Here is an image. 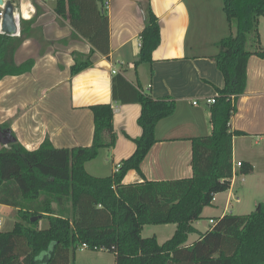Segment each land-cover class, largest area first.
<instances>
[{
	"label": "trees",
	"instance_id": "1",
	"mask_svg": "<svg viewBox=\"0 0 264 264\" xmlns=\"http://www.w3.org/2000/svg\"><path fill=\"white\" fill-rule=\"evenodd\" d=\"M96 1H55L57 14L67 16L93 47L87 54L76 53L71 74L90 66L95 50L109 54L107 15L96 7ZM222 3L235 31L216 42L218 52L213 59L224 86L216 87L217 96L209 108L211 132L191 138V176L123 183L128 170L142 174L140 164L156 141V124L174 113L176 101L171 96L153 98L116 73L112 99L141 105L137 118L141 134L132 139L135 148L131 155L110 175L95 176L85 169L100 148L115 144L110 103L90 106L94 127L89 146L55 147L45 138L33 150L16 139L0 148V204L15 209L17 215L11 229L0 231V264H75V253L83 246L113 253L114 264H264V200L247 214L215 217L209 228L187 243L188 235L196 231L192 222L201 219L203 208L212 204L215 194L231 185L232 138L245 133L232 130L229 121L237 110L238 96L245 91L249 56L264 59L258 32L264 0ZM23 30L16 40L22 39ZM249 34L253 50L247 48ZM10 38L0 33V79L28 72L33 66L31 59L20 64L13 61L16 45L9 43ZM140 42L135 64L152 62L160 27L149 3ZM239 170L247 174L252 166L241 162ZM33 216L39 217L32 220ZM40 218L47 219L46 227L37 226ZM166 223L176 227L162 243L154 235H141L146 224Z\"/></svg>",
	"mask_w": 264,
	"mask_h": 264
},
{
	"label": "crops",
	"instance_id": "2",
	"mask_svg": "<svg viewBox=\"0 0 264 264\" xmlns=\"http://www.w3.org/2000/svg\"><path fill=\"white\" fill-rule=\"evenodd\" d=\"M11 1L19 18L18 32L9 39L12 46L16 45L13 61L20 64L31 59L33 66L28 72L0 79V128L10 129L28 150L36 149L45 138L55 147H85L93 137L90 106L110 103L115 144L100 148L97 157L85 163L87 170L98 157L110 160V175L115 164L131 155L135 148L132 139L141 134L137 124L141 105L112 99V77L120 73L151 97L171 96L176 101L174 113L156 124V141L140 164L142 174L128 170L123 183L191 176V138L211 132V104L206 99L217 95L216 87L224 86L223 75L213 59L218 52L216 42L235 31L234 24L226 19L222 0H108L106 6L105 0H97L96 7L107 15L110 51L103 55L95 50L91 65L76 74L70 73L76 53L87 54L93 47L67 16L57 14L55 1ZM147 3L158 18L160 42L152 52V62L135 64L140 57V32ZM92 13L95 20L96 14ZM21 24L24 30L18 41ZM258 24L260 34L264 16L259 17ZM236 107L229 123L232 130L245 134L232 138L233 164L248 162L252 170L243 174L235 166L229 189L215 194L212 204L202 210L201 217L208 223L225 213L243 212L238 204L242 201L239 186L245 190L250 183L261 192L263 199L254 198L253 204L264 200V59L254 54L247 60L246 87ZM97 167L96 164L93 169ZM232 201L238 204L235 211ZM12 210L16 211L0 204L2 226L7 223V211ZM172 224H161V232L154 233L159 243L171 237L176 227ZM192 225L199 236L203 231L199 230L198 220ZM102 253L81 247L75 253V264H79V258L83 264H98L92 259L100 264Z\"/></svg>",
	"mask_w": 264,
	"mask_h": 264
},
{
	"label": "rangeland",
	"instance_id": "3",
	"mask_svg": "<svg viewBox=\"0 0 264 264\" xmlns=\"http://www.w3.org/2000/svg\"><path fill=\"white\" fill-rule=\"evenodd\" d=\"M258 30H259V26H258ZM261 33H262V35H260ZM260 34L259 35L261 36L260 37L261 43L264 44V26L261 28ZM251 35L252 34H249L248 41H247V48L248 49L254 47V43L252 41L253 38ZM2 146L3 145L0 143V148ZM91 164L92 165L87 166V171H89V173H91V174L98 173V175H100V176L107 175V173L111 167V161L110 160L105 161V159L103 157H98L97 159L92 161ZM96 164L98 165L97 169H93ZM237 187H238V185H237ZM240 187L241 186H239L237 189H238V194L241 196L242 201H241V203H238V204H240L242 207V209H239V210L243 211L241 213L243 215V214H247V213L251 212L254 209L255 204H253V199L259 197L261 195V192L257 188H252L250 183L247 184V187L245 190H242L241 189L242 187L241 188ZM220 196H222V195H220ZM260 197L261 198H259V199H263V196H260ZM258 201H260V200H258ZM232 204L234 205V211H235L237 209L236 206L238 204L236 205L233 201H232ZM212 211L213 212H211V213H215L214 210H212ZM6 215H7L6 216L7 223L5 226H1L2 230L11 229L14 222L17 220L16 211H13V210L7 211ZM0 216L3 218L2 212L0 213ZM37 226L39 228L46 227L47 226V219L40 218ZM170 226H173V224ZM198 226H199V230L204 231V229L209 227V223L207 222L206 218L201 217V219L198 220ZM161 228H162L161 224H146V225H144L143 229L141 230V235L143 237L152 236V235H154V233L161 232V230L163 229V228L162 229ZM197 237H198V234L192 232L188 235L187 242H192ZM103 252L104 253H102V254H104V255H101L103 257H101V263L100 264H114V254L111 252H108V251H103ZM107 257H108V259H107ZM90 258H98V257L94 256V257H90ZM92 261L99 264L98 260H96V259H92ZM78 263L83 264V260L81 258H79ZM88 263H91V262H88Z\"/></svg>",
	"mask_w": 264,
	"mask_h": 264
},
{
	"label": "water",
	"instance_id": "4",
	"mask_svg": "<svg viewBox=\"0 0 264 264\" xmlns=\"http://www.w3.org/2000/svg\"><path fill=\"white\" fill-rule=\"evenodd\" d=\"M0 6L3 9L1 20V32L4 34L15 35L17 34V24L15 21L14 5L11 0H0ZM15 141V137L8 128H0V143L3 146ZM39 216H33L32 220H36Z\"/></svg>",
	"mask_w": 264,
	"mask_h": 264
},
{
	"label": "built area",
	"instance_id": "5",
	"mask_svg": "<svg viewBox=\"0 0 264 264\" xmlns=\"http://www.w3.org/2000/svg\"><path fill=\"white\" fill-rule=\"evenodd\" d=\"M3 1H6V0H3ZM50 1H56V0H50ZM108 4V0H105L104 1V5L106 6ZM2 15H3V9H2V6H0V33H2L1 32V20H2ZM19 18H18V15H15V21L18 23V20ZM112 72L113 73H116V70L115 69H112ZM217 95H215V96H212V97H210V98H207L206 99V102L207 103H210V104H212V103H214L215 102V97H216ZM194 103H196L195 101H194ZM235 166H237V167H240L241 166V161H238V162H236V165H234L233 164V176H234V174H235ZM119 167V164H115V167H114V170H117V168ZM233 178V177H232ZM214 222V220L213 219H209V223L210 224H212ZM1 226H2V223H1V221H0V231L2 230V228H1ZM83 247H85V246H83Z\"/></svg>",
	"mask_w": 264,
	"mask_h": 264
}]
</instances>
